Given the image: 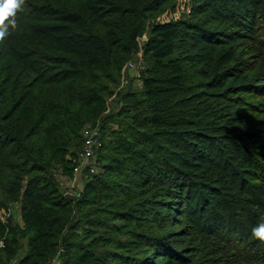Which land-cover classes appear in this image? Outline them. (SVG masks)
<instances>
[{
	"label": "trees",
	"instance_id": "1",
	"mask_svg": "<svg viewBox=\"0 0 264 264\" xmlns=\"http://www.w3.org/2000/svg\"><path fill=\"white\" fill-rule=\"evenodd\" d=\"M174 2L25 0L0 42V208L22 221L0 220V264H264V0L158 19ZM143 34L140 87L65 197L56 175Z\"/></svg>",
	"mask_w": 264,
	"mask_h": 264
},
{
	"label": "rangeland",
	"instance_id": "2",
	"mask_svg": "<svg viewBox=\"0 0 264 264\" xmlns=\"http://www.w3.org/2000/svg\"><path fill=\"white\" fill-rule=\"evenodd\" d=\"M189 5H190L189 0H175L174 6L171 8H166L163 12H161L157 16V18L158 19H164V20H167L170 18L171 19L179 18V17L186 15L188 13ZM143 40H145V34H143L142 36L139 37L138 46L142 43ZM140 56H141V48L139 46L137 51L133 54V56L130 59V62H132L133 67L128 66V67L124 68V70L122 72V76L120 77V80L117 84H112V83L106 84V90L104 93L106 109L98 115L96 122L99 121L101 124L104 125L105 116H107L112 111L117 110V108L120 106V102H118L116 100L118 91L120 89H123L128 83H131V85L136 89H138L140 87L139 71L142 68ZM111 125H113V124H111ZM111 125H110V127H111ZM90 126H92V123H87V124H85L83 129H85V128L87 129ZM81 135H82V133H81ZM103 136L107 137L106 131L105 132L103 131ZM79 145H81V144H79ZM76 150H77V148L71 147V153H69V154H72ZM69 175H70V173L69 172L64 173V170L62 168H61L60 172L56 175L58 187H59L61 194H63V192L69 190V188H70L66 184V182H67L66 176H69ZM86 178H87V175L84 176V173H82L80 176H78L76 179L75 185L72 188H70L72 190L71 194L66 195L65 197H72V198L77 197L80 194V192L82 191L84 181L86 180ZM18 204L19 203L14 202L12 204L7 205V207H9V206L13 207L14 212L9 217H7L6 219L10 218L11 219L10 221L13 223L17 222L18 217H20V209H19ZM7 207L0 208V215H2V211L5 210ZM0 220H1V217H0ZM23 253H24V250L22 248L17 253L15 260L19 259L23 255Z\"/></svg>",
	"mask_w": 264,
	"mask_h": 264
},
{
	"label": "built area",
	"instance_id": "3",
	"mask_svg": "<svg viewBox=\"0 0 264 264\" xmlns=\"http://www.w3.org/2000/svg\"><path fill=\"white\" fill-rule=\"evenodd\" d=\"M128 66L133 67V64L132 62H130V60L125 63L122 72L124 68ZM81 133V145L71 156V162L73 163L74 167L71 170V174L69 176H66V184L70 188L75 185L77 177L80 176L82 173L88 172L93 174L96 171L95 153L101 145L100 125L97 122L96 124L88 127L87 129H83ZM70 188L69 190L63 192V196L71 194L72 190ZM13 212V207L3 210L2 215H0L1 221H5L6 218L9 217ZM2 246L3 243L0 240V247ZM52 262L56 263V258H54Z\"/></svg>",
	"mask_w": 264,
	"mask_h": 264
},
{
	"label": "clouds",
	"instance_id": "4",
	"mask_svg": "<svg viewBox=\"0 0 264 264\" xmlns=\"http://www.w3.org/2000/svg\"><path fill=\"white\" fill-rule=\"evenodd\" d=\"M24 4L25 0H0V42L18 28L17 14ZM251 238L264 245V218L252 227Z\"/></svg>",
	"mask_w": 264,
	"mask_h": 264
},
{
	"label": "crops",
	"instance_id": "5",
	"mask_svg": "<svg viewBox=\"0 0 264 264\" xmlns=\"http://www.w3.org/2000/svg\"><path fill=\"white\" fill-rule=\"evenodd\" d=\"M17 223L19 224V226H22V221H21L20 217H18Z\"/></svg>",
	"mask_w": 264,
	"mask_h": 264
}]
</instances>
